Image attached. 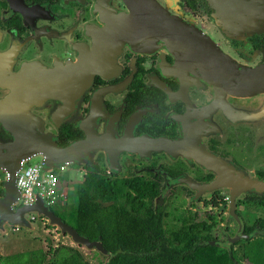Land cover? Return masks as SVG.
Segmentation results:
<instances>
[{
  "label": "flooded vegetation",
  "instance_id": "flooded-vegetation-1",
  "mask_svg": "<svg viewBox=\"0 0 264 264\" xmlns=\"http://www.w3.org/2000/svg\"><path fill=\"white\" fill-rule=\"evenodd\" d=\"M262 67L264 0H0V161L47 151L43 130L81 140L84 174L124 180L171 225L210 213L220 245L218 200L245 238L239 204L264 192L237 197L241 231L231 189L197 187L234 170L264 181V84L247 79Z\"/></svg>",
  "mask_w": 264,
  "mask_h": 264
},
{
  "label": "trees",
  "instance_id": "trees-1",
  "mask_svg": "<svg viewBox=\"0 0 264 264\" xmlns=\"http://www.w3.org/2000/svg\"><path fill=\"white\" fill-rule=\"evenodd\" d=\"M130 186L124 180L105 179L97 170L90 169L81 182L72 185L74 205L68 199L61 211L55 212L79 234L99 242L107 256L103 264H264V215L246 228L240 247L243 259L239 261L231 247L215 243L217 237L211 230L216 222L213 215L207 213V219L191 225L185 220L182 224L183 216L175 215L172 219L178 223L171 225L161 209H153L149 202L134 196ZM254 204L264 211V197ZM0 264L90 263L77 248L58 244L46 251H30L27 260L20 253L0 257Z\"/></svg>",
  "mask_w": 264,
  "mask_h": 264
},
{
  "label": "water",
  "instance_id": "water-1",
  "mask_svg": "<svg viewBox=\"0 0 264 264\" xmlns=\"http://www.w3.org/2000/svg\"><path fill=\"white\" fill-rule=\"evenodd\" d=\"M163 13L164 15H166L165 12ZM157 14L160 16L159 19H164V17L162 16V12H158ZM247 79L250 80L251 85L255 87L264 84V67L257 69L254 76L247 75ZM43 131L41 136V146L47 149V151L43 152L40 150H24L20 152V154L17 156V158L11 165L0 161V172L5 171V173L7 174V179H5L2 183L3 195L0 197V230L4 231L6 224L31 228L32 224L28 219V214L36 213L38 216L43 215L47 217L49 224L57 226L61 233L69 235L73 242L82 245L88 249L97 248L99 251L103 252V248L100 246L98 241L89 240L88 238L79 234L75 228H73L67 222L61 220V218L51 208L47 207V205H45V203L40 199H37L32 204H23L21 206L15 207L20 197V190L16 186V173L20 169L22 161L24 159H28L33 155L42 152V168L44 172L52 170L61 165L81 162L79 158H74L72 154L75 151L82 149L85 144L84 141L80 140L77 142H72L67 147L60 148L58 143L55 141L54 136H50L49 133L45 132L46 130L44 132ZM16 141L18 142L16 143ZM18 144V135H15V140H13L11 144L13 146L11 148L13 149L15 147H18ZM230 180L231 181L222 180V178L219 177L215 179L212 183L203 184L202 186H198L197 188L202 192L211 191L217 188H230L231 195L229 202V210L231 215H233L237 219L240 225V230L242 231L244 228L243 220L235 212L236 199L242 192H264V181L256 178H250L249 176H242V174L235 170L233 171L232 178H230Z\"/></svg>",
  "mask_w": 264,
  "mask_h": 264
},
{
  "label": "rangeland",
  "instance_id": "rangeland-1",
  "mask_svg": "<svg viewBox=\"0 0 264 264\" xmlns=\"http://www.w3.org/2000/svg\"><path fill=\"white\" fill-rule=\"evenodd\" d=\"M34 161H37V159H34ZM63 172L64 178L59 183L58 188L60 191L68 193L70 199L69 203L72 206L76 201V195L73 193L72 185L83 180L84 171L73 165H68ZM3 177L4 173L0 172V180H2ZM212 199V197L208 196L197 206V209H200L201 211L210 209V201H212ZM62 205L63 203H57L52 205L51 209L54 212H59L61 211ZM182 205L187 206L189 204L186 202L170 204L169 211H174L176 213L180 212V210L175 211L174 207H181ZM239 207H242L241 209L246 215V223H248V225L253 224L257 217L264 215V211L258 212L256 209L257 206L253 204H239ZM227 208L228 204L225 206L224 203L216 200V207L213 208V211L218 215V225L216 228L219 232L218 241L222 246L227 248L231 247L234 257L237 260L242 261L243 256L240 247L245 238H242L237 233V226L234 223V220H229L227 218ZM204 217L205 215L202 213V218ZM31 224V228L19 226V229L17 230L15 229V226L17 225L12 226L6 224L5 230H0V257L20 253L22 258L27 260L30 251L32 250L41 248L46 251L50 247H55L58 244H66L77 248L90 264H103L107 258L106 254L99 251L97 248L88 249L73 242L69 235L61 233L57 226L49 224V222L43 219L42 216L37 215V218L32 220Z\"/></svg>",
  "mask_w": 264,
  "mask_h": 264
},
{
  "label": "built area",
  "instance_id": "built-area-1",
  "mask_svg": "<svg viewBox=\"0 0 264 264\" xmlns=\"http://www.w3.org/2000/svg\"><path fill=\"white\" fill-rule=\"evenodd\" d=\"M37 159V161H34ZM43 156L41 153L35 154L28 159L22 161L20 169L16 173V186L20 190L19 201L15 207L23 204H32L37 199H40L51 208L57 203H65L69 199L68 193L59 190L60 178L63 176V170L66 165H61L46 172L42 168ZM4 177L0 181L7 179L5 171ZM37 218L36 213H29L28 219L30 222ZM42 218L48 221L47 217L42 215ZM19 229V226H15Z\"/></svg>",
  "mask_w": 264,
  "mask_h": 264
}]
</instances>
